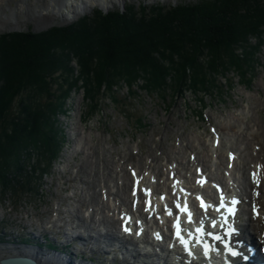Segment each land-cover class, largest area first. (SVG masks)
<instances>
[{"label": "trees", "instance_id": "16d2710c", "mask_svg": "<svg viewBox=\"0 0 264 264\" xmlns=\"http://www.w3.org/2000/svg\"><path fill=\"white\" fill-rule=\"evenodd\" d=\"M263 44L264 0L160 2L141 11L129 5L41 32L1 35V189L19 197L49 173L63 151L59 117L74 90H85L91 116L105 96L117 100L124 85L134 94L142 81L152 93H212L219 76L235 72L246 80Z\"/></svg>", "mask_w": 264, "mask_h": 264}, {"label": "rangeland", "instance_id": "374dc122", "mask_svg": "<svg viewBox=\"0 0 264 264\" xmlns=\"http://www.w3.org/2000/svg\"><path fill=\"white\" fill-rule=\"evenodd\" d=\"M190 1L194 0H127L123 8L125 10L126 6L135 5L136 10L141 11L143 5H148L150 10L160 2L172 6ZM11 4L16 6L15 2ZM120 8L121 3L111 5L107 10L98 5L71 21L53 18L51 13L37 17L26 11L21 28L1 30L0 36L30 30L41 32L54 26L80 22L86 16L97 18L99 10L108 13ZM258 43V39H252V44ZM256 57L255 69L247 75L246 80L235 72L219 76V85L212 93L194 89H185L184 93L180 90L173 92L171 88L163 94L152 93L141 87L142 81L136 87V93L131 94L124 85L116 92L117 100L110 95L103 98L100 110L94 116L88 114L85 90H74L67 100L68 112L59 117L60 127L66 133L63 151L49 173L43 177L39 175L41 178L35 182V189L19 197L11 191L4 193L0 187V236H7L5 243L0 242V247L10 246V239L23 237L28 230L37 234L48 231L54 236L62 235L71 226V230L77 233H86L82 229L85 223L76 215L87 214L89 217L87 210L92 206L97 209L95 216L105 215L98 210V206L103 205L100 203L105 197L104 194L102 196L103 187L112 186L119 179L120 173L113 171L115 166H120L123 169L121 174L132 183L129 173L131 167H147L149 153L160 154L162 158L157 165L164 166L168 160L166 151L171 150L170 147L172 150L184 151L182 142L185 145L187 141H184L183 136L191 137L195 144L199 140H208L219 124L224 125L232 117L242 118L243 110L249 106L252 108L253 103L256 106L253 108L254 113L260 118L264 131V44ZM77 61L74 58L72 64L78 66ZM250 117L248 115L244 120H250ZM261 137L256 140L260 148L264 146V136ZM227 138L232 139L230 136ZM185 155L189 158L190 152ZM37 159L38 154L34 153L28 164L30 170ZM65 220H69L71 225ZM92 225L93 228L87 231L96 236V240L90 239L88 244L100 253L101 243L97 242L104 239L105 231L112 227L98 229V224ZM5 226L7 229L4 230ZM5 232L7 235H4ZM58 238L62 240L63 236L58 235ZM5 255L9 256L10 253Z\"/></svg>", "mask_w": 264, "mask_h": 264}, {"label": "bare ground", "instance_id": "6f19581e", "mask_svg": "<svg viewBox=\"0 0 264 264\" xmlns=\"http://www.w3.org/2000/svg\"><path fill=\"white\" fill-rule=\"evenodd\" d=\"M126 1L0 0V31L21 28L26 18V11L37 15V17L51 13L54 15L53 18L61 17L71 21L92 10L95 6L101 5L103 9L107 10L106 8L111 5L123 4ZM14 2L16 6L11 4ZM254 104L252 108L249 106L243 110L242 118L232 117L226 120L224 125L219 124L215 128L213 136L208 140H199L195 144L191 137L183 136L184 141H187L185 145L182 142L184 151L181 149L172 150L170 147L171 150L166 151L168 160L164 166L157 165L162 158L160 154L149 153L147 167L144 169L131 167L129 173L132 183L129 178L121 174L123 169L120 166H115L113 171L120 173L118 174L119 179L116 184L103 187L102 196L104 194L105 197L100 202L103 205L98 206V210L105 215L95 216L94 212L97 209L92 206L87 210L90 213L89 217L87 214L78 213L76 217L84 222L87 228H93L92 224L94 223L100 225L98 229H104L106 226L113 227L111 232L108 230L107 237H111L115 242L119 238L113 234L114 230H118L119 233L126 221L127 228L135 233L133 239L137 241L144 239L137 244L139 249H143V245H150L149 248L146 247L147 249L158 247L155 242L158 239L155 238L157 234L159 237L169 239L173 230L177 229V224H181L180 230L188 240L196 245L199 239L204 237L202 231L206 230V226L208 227L214 219L217 222V228L222 226L221 222L226 223L224 230L228 225L232 226L230 223H235L238 226L246 225L247 222L240 225L242 221L240 217L229 219L224 208L226 201H231L233 195L236 196L245 190L249 195L250 202L249 210H243V215L248 216L250 228L254 233H259L264 226V157L262 158L264 146L258 147L256 140H260L261 136H264V131L260 118L254 113L253 108L256 107ZM245 115H250V120L245 121ZM253 121L256 122L252 123ZM228 136L232 139L227 138ZM188 151L190 152L189 158L185 155ZM219 185L224 187L222 194L213 190ZM202 194H206L211 199L208 214L200 210L198 199ZM150 200L151 206L148 205ZM221 201L223 207H221ZM185 207L189 211L188 213L181 211ZM87 217L90 218V221ZM206 218L211 219L208 221ZM65 222L69 226L71 225L69 220H65ZM86 239L88 238L85 237ZM175 247L177 246L175 245ZM13 249L16 247H0V252H2L0 257L5 258L7 252H16ZM21 250L19 249V251ZM112 250L111 247L110 252H114ZM128 251H132L131 254L133 253L135 258L147 262L144 257L136 256L138 254L134 248H130ZM143 256H145L144 253ZM40 262L44 264L63 263L60 258L41 259Z\"/></svg>", "mask_w": 264, "mask_h": 264}, {"label": "water", "instance_id": "95a60500", "mask_svg": "<svg viewBox=\"0 0 264 264\" xmlns=\"http://www.w3.org/2000/svg\"><path fill=\"white\" fill-rule=\"evenodd\" d=\"M57 1H62V0H57ZM124 5L122 4V10H124ZM103 12H107L103 10ZM0 264H39L35 259L32 257L28 256H22V255H15V256H8L5 258H2L0 261Z\"/></svg>", "mask_w": 264, "mask_h": 264}, {"label": "snow or ice", "instance_id": "6c2138e0", "mask_svg": "<svg viewBox=\"0 0 264 264\" xmlns=\"http://www.w3.org/2000/svg\"><path fill=\"white\" fill-rule=\"evenodd\" d=\"M232 203H233V204H236V201L233 200ZM201 206H202V207L204 206L203 201H201ZM178 207H179V205H178ZM221 207H223V202H221ZM181 211H187V208H186V207H185V208H182ZM228 211H229V213H233V212H234V209H233V208H229ZM169 214H171V213H169ZM190 215H191V214L189 213V216H190ZM125 231H130V229L127 228V227H125ZM198 231H199V229H198ZM138 234H139V233H138ZM176 235H177V236H180V230H179V225H178V224H177V232H176ZM157 238L159 239V234H157ZM217 239H219V237H217ZM181 240H182V242H183L185 245H187V241L183 240V237H181ZM235 254H236V253H233V255H235Z\"/></svg>", "mask_w": 264, "mask_h": 264}]
</instances>
